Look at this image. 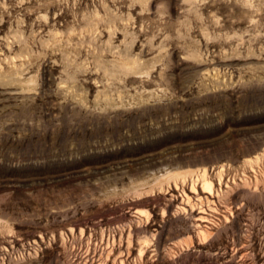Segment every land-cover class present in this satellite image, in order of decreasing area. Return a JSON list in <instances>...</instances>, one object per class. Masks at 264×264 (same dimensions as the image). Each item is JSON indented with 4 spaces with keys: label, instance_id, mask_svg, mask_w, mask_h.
I'll list each match as a JSON object with an SVG mask.
<instances>
[{
    "label": "rangeland",
    "instance_id": "1",
    "mask_svg": "<svg viewBox=\"0 0 264 264\" xmlns=\"http://www.w3.org/2000/svg\"><path fill=\"white\" fill-rule=\"evenodd\" d=\"M0 264H264V0H0Z\"/></svg>",
    "mask_w": 264,
    "mask_h": 264
},
{
    "label": "bare ground",
    "instance_id": "2",
    "mask_svg": "<svg viewBox=\"0 0 264 264\" xmlns=\"http://www.w3.org/2000/svg\"><path fill=\"white\" fill-rule=\"evenodd\" d=\"M207 181V180H206ZM211 185V184H210ZM205 187V186H204Z\"/></svg>",
    "mask_w": 264,
    "mask_h": 264
}]
</instances>
